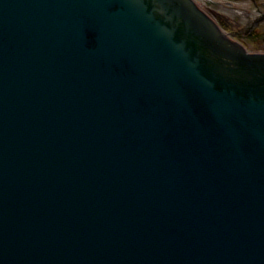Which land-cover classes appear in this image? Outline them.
<instances>
[{
	"label": "water",
	"instance_id": "obj_1",
	"mask_svg": "<svg viewBox=\"0 0 264 264\" xmlns=\"http://www.w3.org/2000/svg\"><path fill=\"white\" fill-rule=\"evenodd\" d=\"M0 264H264V54L192 0H0Z\"/></svg>",
	"mask_w": 264,
	"mask_h": 264
},
{
	"label": "rangeland",
	"instance_id": "obj_2",
	"mask_svg": "<svg viewBox=\"0 0 264 264\" xmlns=\"http://www.w3.org/2000/svg\"><path fill=\"white\" fill-rule=\"evenodd\" d=\"M256 43L264 44V0H212Z\"/></svg>",
	"mask_w": 264,
	"mask_h": 264
}]
</instances>
